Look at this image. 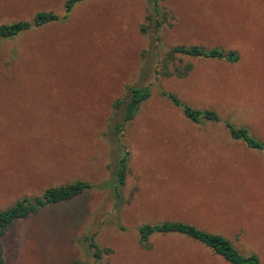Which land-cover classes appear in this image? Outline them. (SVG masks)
<instances>
[{"label": "rangeland", "instance_id": "374dc122", "mask_svg": "<svg viewBox=\"0 0 264 264\" xmlns=\"http://www.w3.org/2000/svg\"><path fill=\"white\" fill-rule=\"evenodd\" d=\"M0 0V23L38 11L60 19L0 40V210L49 186L82 180L71 201L15 222L2 239L3 264H229L179 234L137 227L192 223L227 237L264 264V0H158V31L143 33L152 0ZM163 18V16L161 17ZM176 45L235 50L236 62L184 56L186 76L159 61ZM125 85L150 96L114 135ZM218 121L189 122L166 94ZM225 122L262 142L251 149ZM128 151L123 186L112 183ZM104 252L93 256L85 237Z\"/></svg>", "mask_w": 264, "mask_h": 264}, {"label": "trees", "instance_id": "16d2710c", "mask_svg": "<svg viewBox=\"0 0 264 264\" xmlns=\"http://www.w3.org/2000/svg\"><path fill=\"white\" fill-rule=\"evenodd\" d=\"M82 0H65L64 10L68 13L72 7ZM152 8L147 9L146 21L140 26L143 33L152 29L158 31L164 24L168 13L160 12L158 0H152ZM163 16V18H161ZM58 14L52 11H38L30 20H15L7 23H0V40L13 38L18 34L37 28L50 22L59 20ZM196 57L213 60H224L236 62L238 53L235 50H223L220 47L206 48L201 45H176L165 50L159 61L161 73L164 76L176 75L186 76L192 68V63L184 61L182 57ZM125 94L117 98L113 104V112L116 113L121 105H124L123 113L119 123L114 126V135L118 139L119 133L124 129L127 122L132 120L140 106L150 96L148 86L125 85ZM170 102L181 109L183 116L192 123L203 121H218L219 117L214 110L196 109L180 101L174 94H166ZM229 136L234 140H241L251 149H261L262 142L253 136L246 127H236L229 122H225ZM119 157L114 170L112 183L115 188L121 187L125 183L127 172L128 151L122 145ZM89 184L82 180L49 186L40 195L23 196L16 200L11 206L0 210V264L4 263L2 239L6 236L9 228L18 220L26 219L37 213L44 207L51 204H60L73 200L80 196ZM139 243L144 248H149V240L154 234H179L193 239L208 247L214 254L219 255L229 264H259V257L255 253L242 254L225 236L219 233L209 232L198 226L183 221L165 220L158 223H144L137 227ZM89 247L92 248L93 256L98 260L108 249L100 248L92 237L86 236Z\"/></svg>", "mask_w": 264, "mask_h": 264}]
</instances>
